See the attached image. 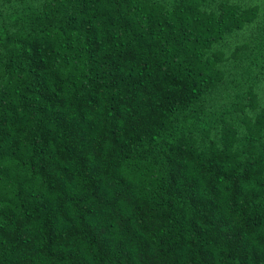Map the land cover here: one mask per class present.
<instances>
[{
	"label": "trees",
	"instance_id": "trees-1",
	"mask_svg": "<svg viewBox=\"0 0 264 264\" xmlns=\"http://www.w3.org/2000/svg\"><path fill=\"white\" fill-rule=\"evenodd\" d=\"M0 264H264V0H0Z\"/></svg>",
	"mask_w": 264,
	"mask_h": 264
},
{
	"label": "rangeland",
	"instance_id": "rangeland-1",
	"mask_svg": "<svg viewBox=\"0 0 264 264\" xmlns=\"http://www.w3.org/2000/svg\"><path fill=\"white\" fill-rule=\"evenodd\" d=\"M255 1H257V0H250V3L252 4V3H255Z\"/></svg>",
	"mask_w": 264,
	"mask_h": 264
}]
</instances>
